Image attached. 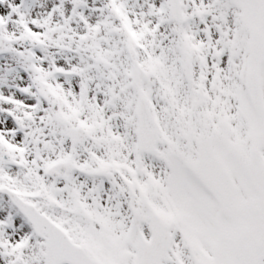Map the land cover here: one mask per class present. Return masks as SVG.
I'll return each instance as SVG.
<instances>
[{
    "label": "snow or ice",
    "instance_id": "6c2138e0",
    "mask_svg": "<svg viewBox=\"0 0 264 264\" xmlns=\"http://www.w3.org/2000/svg\"><path fill=\"white\" fill-rule=\"evenodd\" d=\"M0 264H264V0H0Z\"/></svg>",
    "mask_w": 264,
    "mask_h": 264
}]
</instances>
